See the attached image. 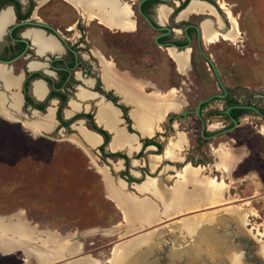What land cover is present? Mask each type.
Here are the masks:
<instances>
[{
	"label": "rangeland",
	"instance_id": "1",
	"mask_svg": "<svg viewBox=\"0 0 264 264\" xmlns=\"http://www.w3.org/2000/svg\"><path fill=\"white\" fill-rule=\"evenodd\" d=\"M205 1L214 6L220 14L223 12L224 15L230 16L228 21L231 29L234 19L238 30L237 35L232 38L233 43L220 41L205 44V48L209 49L205 52L213 53L218 71L230 84L234 87L249 88V94L246 92L241 102H254L257 96H264V0ZM205 1L198 2L203 4L206 10L196 13L214 14L215 10ZM218 1L224 2L231 12L228 14L225 9H221ZM205 68L207 67H202L203 83L207 84L204 95L216 88ZM136 83L143 88L141 83ZM154 93L158 92L154 90ZM235 95L239 98V93ZM11 102L10 100V105ZM259 106L262 107L263 104L260 103ZM224 108V103L219 100L206 105L208 112L204 113V118L209 133L221 130L227 122L224 117L212 114V111ZM180 110L175 111L179 113ZM19 118L16 121L6 119L9 122L7 129L0 128V161H4L0 162V216L24 212L26 220L37 232L54 233L61 238L66 235L73 237L84 246L85 253L99 264L109 263L112 249L117 244L150 232L172 229L173 224L183 220L204 217L208 219L213 216L222 220L224 229L220 234L226 236L232 246L240 248L247 264H264V259L260 255L261 247L264 245V134L259 132L264 128V120L260 117L253 113L242 115L239 127L234 132L206 142L199 140V125L190 127L187 124L188 128L183 129L184 126H178L175 121L170 132L159 134L162 150L159 153L151 151L141 155L145 159V163L141 164L145 168L142 169L138 166L140 164L137 161L134 164L133 160L123 167L119 162L121 168L116 170L119 152L109 149L107 151L105 147L99 149L102 157L99 156L101 162L97 159L98 164L106 167L114 180L118 181L121 178L127 182L126 190L130 193L127 191L126 193L155 202L158 210L161 207L157 198L147 192H136L133 187L152 180L160 188L171 189L184 181L182 168L186 163L202 167L200 178L215 179L221 193L222 201L219 203L209 201L207 205L199 204L195 210L162 218L156 224L142 228L139 226L137 227L139 230L134 227L136 229L129 234H126V231L131 229L128 220L124 222L123 215L115 208L114 203L105 198L104 178L91 161V156L96 155L93 154L96 147H91L80 133V127L85 128L84 125L80 123L74 126L73 131H62L59 127L53 132L45 131L50 133L40 136L43 132L27 131L23 128L21 117ZM33 120L34 118L31 119ZM135 138L137 139L136 136ZM36 141L43 149V163H30L28 159L19 161L24 149L33 148ZM109 141L110 137L107 142ZM175 142H181L177 150L178 156L175 160H169L166 155L167 149L169 144ZM147 154L155 157L147 158ZM159 154H162L160 160L156 157L160 156ZM7 172H10L9 174L17 172L19 176L15 174L10 176ZM3 174L6 176L1 178ZM130 175L138 177L135 176V179ZM37 178H39L37 188H34ZM29 183H32V186L28 185ZM28 187L32 189H26ZM186 190L193 191V185L187 184ZM238 218L245 221L247 235L238 233L236 227ZM164 240L163 247L156 250L151 258L156 260L157 264H171L167 258L171 237L166 235ZM203 251L201 257L196 260L185 257L176 260L174 264H211L205 255V247ZM23 258L25 264H33L29 258L27 259L26 254L19 255L17 252L11 256L0 254V264H23L21 261ZM222 263L230 264L227 260Z\"/></svg>",
	"mask_w": 264,
	"mask_h": 264
},
{
	"label": "flooded vegetation",
	"instance_id": "2",
	"mask_svg": "<svg viewBox=\"0 0 264 264\" xmlns=\"http://www.w3.org/2000/svg\"><path fill=\"white\" fill-rule=\"evenodd\" d=\"M116 1L120 8L126 6L129 13L112 20L105 18L104 14L98 17L97 10L83 0H0V68L19 84L15 88H7L0 78L4 111L19 114L23 121H31L34 115L44 117L51 109L55 124L50 132L59 127L62 131H73L74 126L82 123L86 129L92 130L88 131L98 129L111 139V134L96 121L98 105L110 104L117 111L118 127L129 135H135L140 145L139 151L131 156L119 152L117 162L126 165L134 160L141 169L145 168L141 165L145 163L141 155L151 151L159 153L163 147L159 134L170 132L175 121L178 126H184L183 129L188 128L187 124L190 127L199 125V140L206 142L212 140L207 137L231 129L232 119L238 122V128L240 117L247 113L264 120L261 116L264 115V96H257L251 103H242L241 99L245 98L246 92L249 94V88L230 84L218 71L213 53L205 52L209 51L205 44L234 42L227 37L231 28L225 13L220 14L216 8L212 15L187 12V7L198 0L189 4V0ZM204 23L209 25V36L204 34ZM33 35L50 40L52 48L43 49L37 40L34 41ZM205 56L212 62L218 76ZM103 65L114 69L117 78L141 83L144 94L150 95L156 90L161 95L171 96L170 100L174 103L160 122V130H155L153 136L142 137L134 128L130 113L135 106L125 100L124 92L112 86L114 81L111 77L106 78L110 83L109 87L106 86ZM202 67H207L205 71L210 73L209 77L216 87L206 95L207 84L203 83ZM35 86L38 87L37 92ZM80 89L84 92L83 98L79 96ZM235 93H239V98ZM13 94L19 97L18 109L10 107V96ZM208 98L212 99L201 104L199 116L196 115L194 111L199 103ZM215 100L222 101L225 108L212 111V114L224 117L227 122L221 130L209 133L204 113L208 112L206 105ZM74 102L80 105V111L66 117L65 113L71 110L70 105ZM236 105L255 107L261 115L249 109H231L228 115L225 113L227 108ZM177 109H181L179 113H176ZM8 123L0 117V128L7 129ZM235 129L218 137L229 135ZM50 132L40 133V136ZM101 136V144L93 149L99 161V156L102 157L99 149L105 147L108 151L109 144L106 136ZM35 143L33 148L24 149L19 161L28 159L30 163H43V149L37 145L39 142ZM149 157L155 156L147 154ZM11 174L19 176L17 172ZM4 176L1 175V178ZM38 180L35 179L34 188H37ZM28 185L32 186V183ZM23 216L25 218L24 212ZM82 247L78 255L84 253L88 256ZM21 261L25 264L24 258Z\"/></svg>",
	"mask_w": 264,
	"mask_h": 264
},
{
	"label": "bare ground",
	"instance_id": "3",
	"mask_svg": "<svg viewBox=\"0 0 264 264\" xmlns=\"http://www.w3.org/2000/svg\"><path fill=\"white\" fill-rule=\"evenodd\" d=\"M83 1L90 8L97 10L98 17L104 14L105 18L115 20L118 15L124 17L129 13V9L126 6L120 8L116 0ZM219 4L221 9H225L228 14L231 12L224 2H220ZM203 6L204 5L199 2L193 1L187 7V12H204L206 9ZM203 30L206 36L211 34L208 23H204ZM237 31V22L233 19L232 29L227 37L230 39L234 38L238 33ZM33 39L35 42L37 40L43 49L52 48V42L50 40L36 35H33ZM113 70L110 66L103 65V77L105 78L106 86H110L106 78L111 77L114 81L112 86L124 92L126 96L125 100L133 103L135 106V109L131 112L135 129L138 130L143 137L153 136L155 130H160L158 123L164 120L165 115L171 109V105L173 104L171 103L173 101L170 100L171 96H162L159 93H152L150 95L144 94L143 88L140 87L138 83L129 78H117ZM0 78L7 88H15L18 84V81L12 79L2 68H0ZM35 91H38L37 86H35ZM79 96L83 98L84 92L80 91ZM10 100L12 101L10 107L18 109V95H11ZM3 102L4 98L0 96V116L8 121H16V115L18 116V114H11L4 111ZM71 108L72 111H67L65 113L66 117H70L75 112L79 111L78 104L72 103ZM96 121L99 126L105 128L106 131L113 135V139L108 145L109 150L113 152H125L128 153V156L139 151L140 145L135 136L127 134L123 129L118 127L117 111L110 104L100 103L98 105ZM22 124L23 128L32 133L38 131H51L55 124L53 110H48L47 115L44 117H37L34 115L33 121H23ZM259 132L264 134V128ZM80 133L91 147H97L101 144L100 136L96 135L94 132L92 133L80 127ZM180 146L181 142L169 144L166 154L169 160L177 159V150ZM156 157L159 160L162 158V156ZM91 159L97 171L102 174L104 178L107 198L114 203L115 208L123 215V221L125 222L128 220L129 228L131 229L127 230L126 234L134 231L139 226L142 228L156 224L162 218H168L172 215L192 209L195 210L196 207L200 206L199 204L207 205L209 201L213 203L222 201L221 193H219L220 191L216 186V180L201 179L200 176L203 172L202 167L192 166L186 163L182 168L184 181L171 189L160 188L157 183L152 180H148L142 185H133L136 192H147L154 198H157L159 206L161 207L160 210H158L159 207L155 202L127 194L130 192L126 190L127 186L123 180H114L109 175L108 169L100 166L94 156H91ZM133 163L136 164L135 161ZM227 166L231 167V165L228 164ZM120 168L121 166L119 163L116 166V170ZM135 176L138 177L137 175ZM190 183L193 185V191L188 192L186 187L187 184ZM237 220L238 224L236 227L238 233L240 235H247L244 228L246 224L245 221L242 218H238ZM173 225V228L171 227L172 229L150 232L133 240L117 244L112 249L108 264H157V261L154 259L151 260V258L153 253L156 250H160L165 244L164 236L166 235L171 237V246L167 253L168 261L171 264L185 257L190 260H196L199 256L201 257V252L204 247L206 253L204 254L207 255V259L211 264H220L226 260L229 261L230 264H247L244 261L243 252L240 248L232 246L228 238L220 234V231L224 228L222 220L218 217L211 216L208 219L204 217L197 220H183ZM136 230L139 229L137 228ZM82 246L83 245L78 243L76 239L69 235L61 238L54 233H37L36 229H32L29 226L23 213H16L12 217L7 218L0 217L1 255L7 256L19 250L23 254H26L27 259L29 258L30 262H33V264H51L80 254ZM260 255L264 259V245L261 247ZM67 264L99 263L88 256L73 260Z\"/></svg>",
	"mask_w": 264,
	"mask_h": 264
},
{
	"label": "water",
	"instance_id": "4",
	"mask_svg": "<svg viewBox=\"0 0 264 264\" xmlns=\"http://www.w3.org/2000/svg\"><path fill=\"white\" fill-rule=\"evenodd\" d=\"M191 1H192V0H189L188 4H189ZM198 1H199V0H198ZM200 1H201V0H200ZM205 3H207L208 5H210V6L215 10V7H214V6H212V5L209 4L208 2H205ZM205 57H206V56H205ZM206 58H207V57H206ZM207 60H208V62L210 63V65L213 66V64H212V62L210 61V59L207 58ZM213 69H214V72H215L216 76H218V74H217L216 69L214 68V66H213ZM211 99H212V98H208V99H205V100L201 101V102L199 103L198 107L196 108V110L194 111V113H195L196 115L199 116V106H200L201 104H203V103L208 102V101L211 100ZM231 109H249V110H253V111L256 112L257 114L261 115L260 112H259L255 107H252V106H240V105H236V106H232V107L227 108L226 111H225V113L228 115V114H229V111H230ZM16 114H17V113H16ZM185 115H186V113H184V116H185ZM261 116L264 117V115H261ZM19 117H20L19 114H18V116L16 115V118H17V119H20ZM22 121H23V120H22ZM232 122H233V126H232L231 129H229V130H225V131L220 132V133H217V134H214V135H212V136H210V137H207V139H214V138H216V137L222 135L223 133H228V132L234 130V129L237 127L238 122H237L235 119H232ZM203 130H204V126L202 127V133H201L202 136H203ZM94 133L102 138V136H101L100 134H98V133H96V132H94ZM112 139H113V135L111 134V139H110V141H112ZM110 141H109V143H110ZM109 173H110V172H109ZM119 179H121V178H119ZM121 180H122V179H121ZM123 181H124V180H123ZM124 182H125V181H124ZM125 183H126V186H127V182H125ZM83 257H88V256L78 255V256H76V257H74V258L69 257V258H66V260L64 259L65 261H58L57 263H51V264H67V263H69V262H71V261H73V260H78V259L83 258Z\"/></svg>",
	"mask_w": 264,
	"mask_h": 264
},
{
	"label": "trees",
	"instance_id": "5",
	"mask_svg": "<svg viewBox=\"0 0 264 264\" xmlns=\"http://www.w3.org/2000/svg\"><path fill=\"white\" fill-rule=\"evenodd\" d=\"M95 131L97 132V133H99V134H101V135H103V136H106V142L108 141V138H109V136L106 134V133H104L103 131H100V130H98V129H95ZM110 157H114V156H116V155H109ZM117 156H119V155H117Z\"/></svg>",
	"mask_w": 264,
	"mask_h": 264
},
{
	"label": "crops",
	"instance_id": "6",
	"mask_svg": "<svg viewBox=\"0 0 264 264\" xmlns=\"http://www.w3.org/2000/svg\"><path fill=\"white\" fill-rule=\"evenodd\" d=\"M110 133V132H109ZM111 134V133H110ZM101 138V137H100ZM101 142H102V138H101ZM111 142V141H110ZM109 145V144H108ZM108 148V147H107ZM111 152V151H110ZM112 153V152H111ZM119 162H121V161H118L116 164H118ZM121 165H122V162H121ZM122 167H123V165H122ZM132 176H134L135 177V175H132ZM103 188H104V184H103ZM104 194H105V190H104ZM105 198H107L106 197V195H105ZM111 202V201H110ZM16 252H21V251H19V250H17V251H15L14 253H16ZM10 255H12V254H10Z\"/></svg>",
	"mask_w": 264,
	"mask_h": 264
}]
</instances>
